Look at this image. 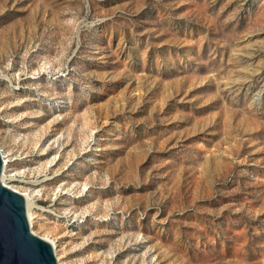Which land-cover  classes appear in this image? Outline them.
Here are the masks:
<instances>
[{
  "label": "rangeland",
  "instance_id": "374dc122",
  "mask_svg": "<svg viewBox=\"0 0 264 264\" xmlns=\"http://www.w3.org/2000/svg\"><path fill=\"white\" fill-rule=\"evenodd\" d=\"M0 148L60 264H264V0H0Z\"/></svg>",
  "mask_w": 264,
  "mask_h": 264
},
{
  "label": "water",
  "instance_id": "95a60500",
  "mask_svg": "<svg viewBox=\"0 0 264 264\" xmlns=\"http://www.w3.org/2000/svg\"><path fill=\"white\" fill-rule=\"evenodd\" d=\"M0 149V264H60L54 246L35 234L27 215V199L2 181Z\"/></svg>",
  "mask_w": 264,
  "mask_h": 264
},
{
  "label": "bare ground",
  "instance_id": "6f19581e",
  "mask_svg": "<svg viewBox=\"0 0 264 264\" xmlns=\"http://www.w3.org/2000/svg\"><path fill=\"white\" fill-rule=\"evenodd\" d=\"M1 149V148H0ZM3 157V156H2ZM3 162H4V160H3ZM5 164V163H4ZM3 171H4V169H3ZM2 181H3V179H2ZM4 182V181H3ZM23 194V193H22ZM25 195V194H24ZM25 197H26V199H27V196L25 195ZM28 199H27V215H28V219H29V222H30V220H31V218H30V214H29V210H28ZM31 225V224H30Z\"/></svg>",
  "mask_w": 264,
  "mask_h": 264
}]
</instances>
